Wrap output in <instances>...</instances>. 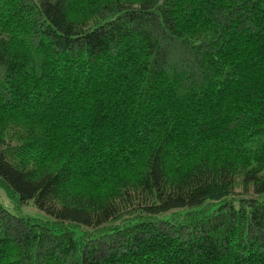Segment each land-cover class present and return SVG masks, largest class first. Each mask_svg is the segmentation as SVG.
<instances>
[{"label": "trees", "instance_id": "obj_1", "mask_svg": "<svg viewBox=\"0 0 264 264\" xmlns=\"http://www.w3.org/2000/svg\"><path fill=\"white\" fill-rule=\"evenodd\" d=\"M0 264H264V0H0Z\"/></svg>", "mask_w": 264, "mask_h": 264}]
</instances>
